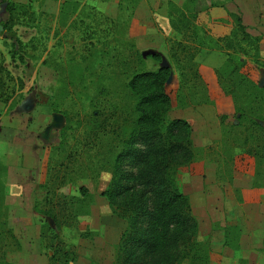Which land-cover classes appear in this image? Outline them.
Instances as JSON below:
<instances>
[{"label": "rangeland", "instance_id": "obj_1", "mask_svg": "<svg viewBox=\"0 0 264 264\" xmlns=\"http://www.w3.org/2000/svg\"><path fill=\"white\" fill-rule=\"evenodd\" d=\"M10 3L16 5L8 12ZM0 17L3 111L24 115L17 106L33 99L24 116L32 137L13 139L7 131L3 141L12 142V155L6 163L0 141L3 217L18 243L5 248L6 264H115L125 223L100 191L131 125L126 82L134 69L160 65L169 67L164 121L182 118L190 126L193 159L178 173L179 188L188 195L199 238L212 249L226 242L210 264H264V137L246 130L264 112L249 109L241 90L228 91L236 78L229 71L241 60L240 71L264 85L263 68L236 25L240 17L249 34L261 35L258 59L264 61V0H6ZM10 31L21 44L14 58ZM50 124L55 127L44 141L41 133ZM30 142L36 152L27 163L33 167L24 168L16 156L28 160ZM54 174L59 180L50 183ZM79 185L89 197L67 207L74 219L60 218L65 222L56 229L37 212L49 205L44 198H68ZM44 223L62 241L54 261L48 257L55 240L39 237Z\"/></svg>", "mask_w": 264, "mask_h": 264}, {"label": "trees", "instance_id": "obj_2", "mask_svg": "<svg viewBox=\"0 0 264 264\" xmlns=\"http://www.w3.org/2000/svg\"><path fill=\"white\" fill-rule=\"evenodd\" d=\"M15 5L8 4L7 11L10 12ZM1 25L4 23L1 22ZM236 25L240 40L252 51L253 62L262 66L264 73V61L258 59L261 35L249 34L240 17H236ZM10 32L8 36L14 39L12 46L15 50H11L10 57L14 58L21 44L14 31ZM243 49L240 47L245 56L247 53ZM133 53L141 61V55L135 50ZM143 56L157 61L160 59L155 52H146ZM245 63V60H241L230 69V77L236 78L228 91L241 90L246 98L249 97V109L264 112V85L259 87L258 80H252L240 71ZM168 76L167 65H160L153 70L136 68L126 82V90L132 100L131 125L112 157L107 184L100 191L110 212L125 223L116 243L115 264H182L184 261L187 264H210L217 255L208 241L199 238L197 221L191 212L188 195L181 191L177 182L178 173L185 171L191 163L193 150L189 123L182 118L164 121V115L170 108V98L165 88ZM239 118L240 115L237 120ZM256 118L257 121L251 120L246 130L250 136L258 132L264 137V114L259 113ZM246 141L244 137L243 143ZM244 152L259 154L255 147H245ZM50 178V183H53L57 176L54 174ZM4 190L3 184H0L1 264H6L3 261L5 248L12 243L18 247L3 217ZM75 192V195L68 198L57 195L55 201L44 198L49 205L37 212L48 216L54 228L58 229L60 223L65 222L60 218L74 219L67 207L89 197V191L83 185L77 186ZM47 193L48 190L45 196ZM51 229L44 223L40 227L39 237L41 240H55L48 257L54 261L60 251L57 246L62 241L57 239V234ZM225 245L223 240L222 246Z\"/></svg>", "mask_w": 264, "mask_h": 264}, {"label": "crops", "instance_id": "obj_3", "mask_svg": "<svg viewBox=\"0 0 264 264\" xmlns=\"http://www.w3.org/2000/svg\"><path fill=\"white\" fill-rule=\"evenodd\" d=\"M2 104L0 103V141L3 142V144L5 145L4 147V156H3V161L6 163L8 161L11 160V152L8 153L9 150V144H11L12 142L9 143V141L4 142L3 141V136L4 134H7L6 132L8 131V134L10 136V138H18L20 135H30L32 137L33 134V129L29 128V125L26 121V117H24L26 115V112L24 113V115H18L17 113H11V114H5L4 113V108L3 106H1ZM12 139V140H13ZM34 142V141H33ZM31 144V148L30 150L32 152H34V154H29L27 155V157H29V159L27 160L24 155L19 152L18 155L16 157H20V159L24 162L23 166L24 168H31L33 167V163H27L30 160V157H35V152L36 149L33 147L34 143L30 142ZM37 157V156H36ZM17 161V159H16ZM222 241V240H221ZM222 245V242L221 244ZM220 245L218 248H211L213 251H218L220 249Z\"/></svg>", "mask_w": 264, "mask_h": 264}, {"label": "water", "instance_id": "obj_4", "mask_svg": "<svg viewBox=\"0 0 264 264\" xmlns=\"http://www.w3.org/2000/svg\"><path fill=\"white\" fill-rule=\"evenodd\" d=\"M5 3L6 2L0 3V12L3 10V6L5 5ZM0 30H1V26H0ZM32 107H33V99L32 97L28 96L20 102V104L17 106V110L21 112H28L32 109ZM53 126L55 127L54 124H50L49 126L44 128V130L41 133V139H43L44 141L47 140V134L51 129V127Z\"/></svg>", "mask_w": 264, "mask_h": 264}, {"label": "flooded vegetation", "instance_id": "obj_5", "mask_svg": "<svg viewBox=\"0 0 264 264\" xmlns=\"http://www.w3.org/2000/svg\"><path fill=\"white\" fill-rule=\"evenodd\" d=\"M0 1H1V2H6V0H0ZM1 12H2V11H1ZM1 12H0V13H1ZM0 19H1V17H0ZM1 22L4 23V21H1V20H0V26H1ZM2 26H3V25H2ZM8 37H9V36H8ZM23 113H25V112H23Z\"/></svg>", "mask_w": 264, "mask_h": 264}, {"label": "clouds", "instance_id": "obj_6", "mask_svg": "<svg viewBox=\"0 0 264 264\" xmlns=\"http://www.w3.org/2000/svg\"><path fill=\"white\" fill-rule=\"evenodd\" d=\"M106 179L108 178V177H105Z\"/></svg>", "mask_w": 264, "mask_h": 264}]
</instances>
